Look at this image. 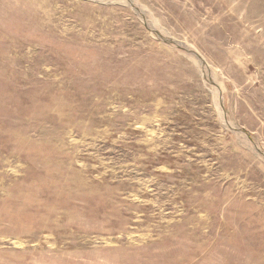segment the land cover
Masks as SVG:
<instances>
[{
	"label": "rangeland",
	"instance_id": "obj_1",
	"mask_svg": "<svg viewBox=\"0 0 264 264\" xmlns=\"http://www.w3.org/2000/svg\"><path fill=\"white\" fill-rule=\"evenodd\" d=\"M0 264H264V0H0Z\"/></svg>",
	"mask_w": 264,
	"mask_h": 264
}]
</instances>
